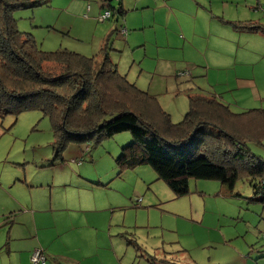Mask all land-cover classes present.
<instances>
[{"label": "rangeland", "instance_id": "obj_1", "mask_svg": "<svg viewBox=\"0 0 264 264\" xmlns=\"http://www.w3.org/2000/svg\"><path fill=\"white\" fill-rule=\"evenodd\" d=\"M30 1L40 5L17 9L13 16L41 50L66 49L99 59L107 53L129 82L157 98L174 123L189 111V95L199 91L195 83L233 88L236 75L253 79L262 99L255 101L247 90L232 91V105L240 101V106L264 108L263 43L238 22L253 11L252 21L264 24V0H255L253 8L243 0H224L228 10L222 0H201L208 12L202 10L199 21L188 25L187 12L175 17L165 9H135L139 2L151 5L148 0H110L111 7L104 6L106 0ZM122 5L126 14L116 21ZM211 6L231 14L209 13ZM106 10L113 16L101 21ZM191 27L196 35L187 45ZM228 81L230 87L224 85ZM132 141L130 132L95 143L71 141L55 159L49 116L40 110L0 116V179L27 173L37 183L22 185L16 197L21 208L12 217L16 223L0 227V264L16 259L28 264V255L34 264L36 250L44 252L47 264L55 263L51 253L61 255L63 264L68 259L79 264H264V203L245 163L237 166L233 191L218 180L191 178L189 193L177 196L151 165L121 170L116 160ZM262 143L249 142V147L264 160ZM9 198L0 190V213ZM20 226L23 234L17 233Z\"/></svg>", "mask_w": 264, "mask_h": 264}, {"label": "trees", "instance_id": "obj_2", "mask_svg": "<svg viewBox=\"0 0 264 264\" xmlns=\"http://www.w3.org/2000/svg\"><path fill=\"white\" fill-rule=\"evenodd\" d=\"M27 1L0 0V116L27 110L49 116L55 159L68 142L95 143L130 132L133 141L123 147L118 166L124 171L151 165L177 196L189 193L191 178L218 180L233 191L237 166L245 163L264 203V160L249 147L263 145L264 108L235 111L216 96L197 93L189 95L184 119L174 123L157 98L129 82L107 53L99 59L41 50L13 16L17 9L40 5ZM108 1L105 7H111ZM124 13L120 7L115 15ZM240 27L264 33V26Z\"/></svg>", "mask_w": 264, "mask_h": 264}, {"label": "crops", "instance_id": "obj_3", "mask_svg": "<svg viewBox=\"0 0 264 264\" xmlns=\"http://www.w3.org/2000/svg\"><path fill=\"white\" fill-rule=\"evenodd\" d=\"M148 1H150L151 5H146L145 2H143L141 4L139 2V3H137L135 5V9L136 10H140V8H141V9H148L149 10L150 7H153V9L158 8V10L165 9V10H167V12L169 14H172L175 17L179 16V15H183L184 12H187V25L189 23H192V22H198L199 21V13L202 10H206L208 12V10L205 8V5L201 2V0H148ZM239 1H242V0H239ZM243 1L247 2L246 6H251V8H253L252 5L255 3V0H243ZM221 3H222V7H223L224 10L230 9V4L228 2L222 0ZM122 7H123V5H122ZM212 7L213 6H211V9H210L211 11H209V13L210 12L215 13L217 11L222 12L220 10V8H217V7L216 8H212ZM252 12L253 11H248L247 14H246V17H239L238 18V20H242V21H238V22H241V24H239V26H242V27H254V28H257L259 26H264V24L259 22L258 19H256L255 23L252 21V19L250 18V15H251ZM125 14H126V11H125V13L123 15H121L122 17L116 15V21H119L121 18H123ZM222 14L225 17L230 16L231 10H229L227 12H222ZM155 15L156 14L154 13V16ZM244 20H246V21H244ZM243 29H246V28H243ZM247 30H249V32L253 33L252 34L253 37H257V39L261 40V42L263 43V49L261 51V54H259L260 57H263L264 56V42H263L264 33L262 32V30L261 31H257V30H254V29L253 30L247 29ZM195 32L196 31L193 30V28L191 27L190 32H188L189 35L187 34V36H188L187 37V45H189V42H190L191 38L196 35ZM242 32H248V31H242ZM213 49L216 50V45H214ZM216 60L217 59H214V61H216ZM237 64L238 63H235V65L233 66L235 70L238 67ZM197 69H198V65L195 66L194 72ZM235 82H236V84L234 85L233 88H231L229 86V85H232L231 81L226 82V84L224 83L225 86H229L230 87V88H227V89L221 88L222 85L219 82H215V83H211V84L208 82V84L206 86L203 85L202 83H197V84L195 83L194 87H198L199 91L197 93H203V94H207V95H211V96H216L219 100L227 103L230 107L235 108V109H233L235 111H242V110H247V109H252V108H261V107L247 108V107H244V106H240L239 104H242V103H240V101H236L235 103L237 104V106L234 107L232 105L231 101H230V100H232V96H233V95H231L232 91H238L239 92L241 90H247V94H248V91H250L249 93L254 96L253 99L255 101L258 102V101H260L262 99V96H260L258 92L253 90V88L256 87V82L253 79H243V78H240L239 76L236 75ZM200 84H202V85H200ZM250 88L252 90H250ZM226 92L229 95L226 96L225 95ZM197 93H194V94H197ZM236 96L244 98L243 95L240 96V95L236 94ZM242 105H244V104H242ZM20 179L23 180V181H21ZM8 185H11V186L8 187ZM22 185H26L29 188H34V186L37 185V183H35L33 181H29V179L27 177V173L25 174L24 178H23L22 175H20L19 177H16L15 179H11V180H8V181L0 179V190L5 192V193L8 192L9 195H10V198L5 200V202L8 205H2L1 206L0 218L2 217L3 221H2V223H0V227L6 225L8 223H10V226L12 227L16 223V220L14 222L12 217H14V214L17 211V207L19 206L18 208H21V206L17 202L16 197H20L18 195V191L23 189ZM14 197H15V199H14ZM36 212H38V211H36ZM30 213H33V212L30 211L28 214H30ZM6 219H8V220H6ZM24 223H25V221H24ZM24 223H21V225L23 226ZM20 229H21V226L17 229V233L18 234H23ZM3 246L4 245H0V248H2ZM25 253H27V250L25 251ZM51 254H54V255H51V256H54V257H51V259L54 258V260H55L54 264H63L62 263V258L63 257L61 255H56L55 253H51ZM72 261H75V260L68 259V262L66 264H74V263H72ZM17 262L18 261L16 259L15 263L12 262L11 264H16ZM29 263H30V256L28 255V264Z\"/></svg>", "mask_w": 264, "mask_h": 264}, {"label": "built area", "instance_id": "obj_4", "mask_svg": "<svg viewBox=\"0 0 264 264\" xmlns=\"http://www.w3.org/2000/svg\"><path fill=\"white\" fill-rule=\"evenodd\" d=\"M112 15L113 14L110 10H106L104 14H101L100 20L104 21L105 19L110 18ZM180 74L184 75V74H186V71L182 72ZM187 74H189V73L187 72ZM32 260H33L34 264H45V255L42 253L41 250H36L34 255L32 256Z\"/></svg>", "mask_w": 264, "mask_h": 264}]
</instances>
